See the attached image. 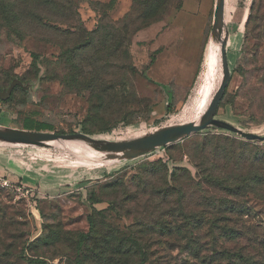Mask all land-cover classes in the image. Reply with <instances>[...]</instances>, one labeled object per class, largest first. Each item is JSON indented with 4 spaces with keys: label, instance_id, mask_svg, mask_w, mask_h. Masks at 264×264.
<instances>
[{
    "label": "rangeland",
    "instance_id": "obj_1",
    "mask_svg": "<svg viewBox=\"0 0 264 264\" xmlns=\"http://www.w3.org/2000/svg\"><path fill=\"white\" fill-rule=\"evenodd\" d=\"M42 1L18 2L8 20L0 6V128L33 119L52 126L34 131L121 141L196 125L223 84L212 48L227 36L231 75L213 117L264 135V0H225L223 18L220 0H58L54 13ZM0 148L73 161L81 174L59 191L33 186L32 208L0 189V264H264V186L227 192L203 178L236 173L226 169L236 156L255 172L264 141L206 128L85 161Z\"/></svg>",
    "mask_w": 264,
    "mask_h": 264
},
{
    "label": "water",
    "instance_id": "obj_2",
    "mask_svg": "<svg viewBox=\"0 0 264 264\" xmlns=\"http://www.w3.org/2000/svg\"><path fill=\"white\" fill-rule=\"evenodd\" d=\"M219 2H220L219 14L220 17L223 18L225 0H220ZM219 26H221L222 29V25L220 24ZM217 38L221 39L220 37L217 36L214 38V40H216ZM226 42H227V36L226 38L221 40V51L225 65V69H224L225 75H224L223 84L221 85V87L219 88L216 94V100L210 105L209 109L205 112L203 117L196 123V125L185 126L171 131L167 130V131L155 132L152 134H146L139 139H132V140H121V141L98 140L94 138H89L84 135H80L86 137L87 139L69 141V142H74L76 144L78 143V144H84L90 146L92 148L90 149L91 151H89L85 155L77 154V152L74 151L73 145H71V143L69 145L67 141L58 139L57 137L59 135L57 134H52L43 131H34V130L12 132L10 130L0 128V131L5 132V135L3 137H0V147H4L8 145H22V146H34V147L62 148L69 151L72 157L74 156V157H78L79 159L86 160L89 159L90 157L95 159L99 157L105 158L106 155L112 154L116 151H126L131 153L129 155L119 156L116 158L126 157V156L127 157L136 156L148 150L162 148L163 146L171 142L182 139L192 134L193 132H200L206 128L227 130L232 133L238 134L249 141H264V135L255 132L245 131L240 127L232 123H229L223 119L213 117V110L222 99L231 75L230 68L228 66L227 56L225 54ZM161 133H165V136L159 137L158 139L153 138L154 137L153 135L161 134ZM105 159H109V158H105Z\"/></svg>",
    "mask_w": 264,
    "mask_h": 264
},
{
    "label": "crops",
    "instance_id": "obj_3",
    "mask_svg": "<svg viewBox=\"0 0 264 264\" xmlns=\"http://www.w3.org/2000/svg\"><path fill=\"white\" fill-rule=\"evenodd\" d=\"M2 151L0 149V175L10 177L14 181H22L26 186L35 188L48 186L50 191H59L63 184L81 179L73 161H59L46 155H23ZM59 162H64V169ZM42 187V188H43Z\"/></svg>",
    "mask_w": 264,
    "mask_h": 264
},
{
    "label": "trees",
    "instance_id": "obj_4",
    "mask_svg": "<svg viewBox=\"0 0 264 264\" xmlns=\"http://www.w3.org/2000/svg\"><path fill=\"white\" fill-rule=\"evenodd\" d=\"M28 1L29 0H0V6L3 9L2 14L6 16L5 19L8 20L9 18L7 14L11 15L12 13L16 12V8H19L18 2L27 4ZM57 1L58 0H43L39 4H42L45 8H47L49 13H54V12H57ZM168 10L166 9L162 11L161 17L165 16ZM45 18L48 21L52 19V18L50 19V16L48 15L47 16L45 15ZM42 22L44 23L45 26L52 27L54 29V26L45 22V20ZM119 22H122V21H119ZM111 26L115 27V25L113 24ZM147 26H149V24L145 26L143 25L140 28H145ZM118 27L119 26L117 25V29ZM129 28H130L129 26L126 27V29H129ZM137 30H140V29L139 28L135 29V31ZM24 126L26 129H29V130L52 129L51 125L45 122H42V121H34L33 119L32 120L25 119ZM263 158L264 157L262 156L261 157V167L257 168L255 172H253V168L256 166L254 163H252L251 161L247 162L248 159H244V157L242 156H236L233 158L232 164L226 167V169L230 167L231 169L236 171V173L227 172L224 176H221V175L214 174L212 171H209V172L206 171V172H203V178L205 179V182L209 184H212L214 186L218 184L222 186L224 190L227 192L229 189H232V188H235V189L241 188L242 190L244 189L245 191H247L249 188L253 187V184L255 182L257 186L262 188L264 186V172H262L264 170V167H262V165L264 164ZM93 225H94V221H91V229L93 228ZM226 232H228V230H226ZM87 236L89 237V234H87L84 237V239H86ZM226 255L231 256V252L226 251ZM245 263H246V259H245ZM257 264H260V262H258Z\"/></svg>",
    "mask_w": 264,
    "mask_h": 264
},
{
    "label": "bare ground",
    "instance_id": "obj_5",
    "mask_svg": "<svg viewBox=\"0 0 264 264\" xmlns=\"http://www.w3.org/2000/svg\"><path fill=\"white\" fill-rule=\"evenodd\" d=\"M212 51H213V55L216 58V60L220 61L221 60V54H220V52H221V39L217 38L216 40H214ZM4 135H5V132L0 131V137H3ZM74 136H80V135H59L57 138L60 140H63V141H67V143H69V145L71 143V145H73V147H74V151L77 152V154H79V155H85L86 153L91 151L90 149H92V148L88 145L78 144V143L76 144L74 142H69L71 140H78L76 138H73ZM153 136H154L153 137L154 139H158L159 137L165 136V133L156 134ZM129 154H131V153L126 152V151H116L112 154L106 155L105 158H116L119 156H125V155H129ZM74 158L79 160V161H85L84 159H79L78 157H74Z\"/></svg>",
    "mask_w": 264,
    "mask_h": 264
},
{
    "label": "built area",
    "instance_id": "obj_6",
    "mask_svg": "<svg viewBox=\"0 0 264 264\" xmlns=\"http://www.w3.org/2000/svg\"><path fill=\"white\" fill-rule=\"evenodd\" d=\"M0 189L13 191L16 195L26 198L31 208L34 206L31 199L34 195L33 190L22 181H14L7 176L0 175Z\"/></svg>",
    "mask_w": 264,
    "mask_h": 264
}]
</instances>
